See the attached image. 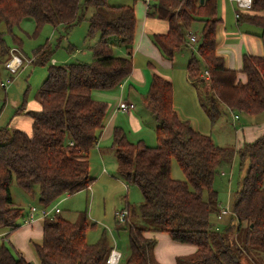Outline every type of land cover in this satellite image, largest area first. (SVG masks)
<instances>
[{
    "label": "trees",
    "instance_id": "trees-1",
    "mask_svg": "<svg viewBox=\"0 0 264 264\" xmlns=\"http://www.w3.org/2000/svg\"><path fill=\"white\" fill-rule=\"evenodd\" d=\"M150 3L146 16L167 25L164 34L152 36V43L169 61L187 48L190 26L202 23L198 59L191 55L186 74L191 82L204 84L201 106L211 123L218 119L220 106L250 116L264 113V56L242 57L243 84L237 71L225 67L217 54L221 19L217 18L216 0H204L202 5L199 0ZM89 9L93 13L87 20V35L99 36L91 48L92 61L48 67L36 95L40 109L26 113L31 134L15 127L0 129V264H28L3 244L4 238L20 229L17 222L26 213L13 204V180L45 208L65 195L87 191L94 183L89 154L102 133L108 106L95 100L93 93L113 91L131 75L136 28L134 7L108 6L107 0H0V25L20 51L21 42L13 30L23 20L34 22L37 35L44 25L69 29L85 21ZM237 21L259 29L264 46V0H253L251 10L241 13ZM4 36L0 33V66L10 50ZM119 47L124 48V56L114 55ZM52 54L47 43L39 46L32 65L44 66ZM204 71L209 74L208 81L200 78ZM142 104L159 123L154 131L155 146L128 141L121 128H114L110 146L117 176L142 196L136 210L125 203L126 223L118 228L128 237L129 257L124 264H155L156 241L147 238V232L166 233L175 243L196 247L192 256L178 259L177 264H243L244 260L264 264V134L237 153L217 147L209 136L178 117L172 85L157 75L152 76ZM235 154L239 164L246 162L247 167L233 194L230 222L216 229L211 217L221 212L213 188L215 175L219 166H231ZM172 161L185 181L171 178ZM136 216L149 227L130 222ZM94 227L85 212H79L73 222L60 215L44 219L41 243L34 245L39 264H107L112 250L107 239L102 236L93 245L86 242L88 230Z\"/></svg>",
    "mask_w": 264,
    "mask_h": 264
},
{
    "label": "rangeland",
    "instance_id": "rangeland-1",
    "mask_svg": "<svg viewBox=\"0 0 264 264\" xmlns=\"http://www.w3.org/2000/svg\"><path fill=\"white\" fill-rule=\"evenodd\" d=\"M216 1L217 18L222 20V23L217 26L218 40H220L224 32L229 33L231 31L236 32L237 37L240 38V35H244L245 33V27L243 24H240L241 26L239 28L236 24L234 6L229 0ZM107 4L112 7L121 5L132 6L134 7V10L141 15L138 19L145 18L146 4L143 0H107ZM150 4H153V0ZM92 13L93 10L89 9L85 14V21H82L69 29L65 27L54 28L50 25H44L37 35H34V23L29 18V20L21 22L19 26L13 30V35L21 42V53L26 58L34 60V51L45 43L51 46L53 54L49 62L44 66H33L32 64L27 65L14 75L8 73L3 67L4 64L0 66V82H5L9 77H12L13 79L12 83L6 90L0 88V129L15 127L24 131L26 134L32 133L31 120L26 113L40 109L36 99L37 91L46 79L48 67L53 65L54 61V65L57 66H66L79 62L90 63L92 61L91 48L99 37L98 34L93 37H88L87 35L89 29L87 20ZM250 28L256 30L255 28ZM201 29L202 23L196 21L190 26L189 33L198 38ZM0 33L5 34L4 39L10 49L17 48L12 37L7 34L3 24L0 25ZM181 52L182 53H177L173 57L172 69L167 67H162L161 69L178 75V73L184 69V66L187 61H189L192 54L198 59L196 44L193 46L192 50L185 47ZM114 55L124 56V48L119 47L114 49ZM143 61H145V59L142 61L138 60V62L136 61V68L140 69L139 67H141V65L144 68L146 62ZM200 84L202 85V83H199V85ZM202 87L204 88L203 85ZM177 93L182 111L190 117L189 119L192 124L199 126L200 133L209 136L214 141H216L217 136H222L223 128L220 124H225V120L221 119L222 117H219L220 121L217 122L216 125H211L210 117H208L206 112L203 113L196 100H192V105H187L190 101L187 96V91L183 86L178 87ZM190 93L196 95L194 89L191 90ZM204 93H200L202 99L205 98ZM21 107L23 108L20 110ZM147 114L152 122H156L154 116L149 112H147ZM242 115L244 116V114ZM227 125L231 127L232 134H234L235 130H238L237 126L234 128L231 126V122H228ZM145 128L146 130L149 129V127ZM131 142L135 143L137 142V139L134 138ZM145 145L148 147L155 146L154 135L150 140V144ZM246 167L247 164L241 166L237 159L234 168L219 166L217 169L213 188L218 193L221 213L219 217H211V224L216 229H222L230 222L231 212L224 209L226 207L227 209H231L232 195L238 190ZM90 175L95 179L92 185V191L89 189L87 191H80L71 196L65 195L53 203L49 208H58L61 212L60 216L64 220L71 222L76 220L79 212H85L89 224L95 225L94 228H90L87 232V244L93 245L97 243L102 236L105 237L110 247L112 249L115 248V250L121 254L122 258L120 263L124 264L129 257L128 237L126 231L118 230L120 225H118L115 219V214L124 211L126 202L131 208L136 210L142 202V196L136 187L132 185L127 186L126 183L117 176L115 161L114 163H111L110 160H106L105 165H101L99 162L95 164V161H91ZM171 178L177 181H185V177L175 161H172L171 163ZM10 193L14 206L23 209L24 213L26 211L28 212L29 208L42 207L39 206L37 198L32 199L26 191L18 187L14 180L10 185ZM203 198L206 199L205 194H203ZM24 217L25 216L17 222L21 228L27 226L23 225ZM130 222L143 229L149 227L139 216L134 218L131 217ZM22 229L12 233V236L10 235L11 237L8 236L3 239L4 246L11 250L13 254L16 252L19 254L18 246L14 241V237H19V233ZM163 234L167 235L166 233ZM27 246L30 254L27 258L28 264H39L32 246L28 243ZM155 264L157 263L155 262ZM243 264H247L245 260L243 261Z\"/></svg>",
    "mask_w": 264,
    "mask_h": 264
},
{
    "label": "crops",
    "instance_id": "crops-1",
    "mask_svg": "<svg viewBox=\"0 0 264 264\" xmlns=\"http://www.w3.org/2000/svg\"><path fill=\"white\" fill-rule=\"evenodd\" d=\"M146 7L144 19H138L141 17V15L137 13L136 10H134L136 16V28L133 41V70L131 72V75L123 82L122 89H119L118 87L110 92L93 93V97L95 100L102 101L107 104L108 110L106 112L102 133L99 137L97 145L93 150H91L89 154L90 164L91 161H95V164L99 162V164L105 165L106 160H110L111 163H114L115 156L113 154V151L110 149L112 132L114 128H121L124 131L127 140L130 142L134 140V138H136L137 141H142L144 144H150V140L153 138L154 131L159 126V123L157 122V120L156 122H152V120H150V117L147 114L148 111L142 104V98L148 92L153 75L161 77L163 80L169 82L172 85L173 108L178 117L183 121L189 122L193 129H195L196 131L201 132L199 126L192 124L191 120L189 119L190 117H188L186 113L182 111V107L178 99L177 90L178 87L183 86L187 91V96L190 101L187 103V105H192V100L194 99L198 102L200 109L204 113L205 111L201 106L202 98L200 97V93H204L206 88L204 84H202L204 88L201 84L199 85V83L202 82H191L188 79L186 74V65L188 61L184 66V69H182L181 72L178 73V75L170 71L167 72L161 69L162 67L172 69L173 59L169 61L161 55L157 47L152 43V36L154 34H164L167 30V25L163 21H159L154 18H148L146 16ZM27 20L29 19H25L22 22ZM220 23H222V20ZM236 24L240 28L241 25L237 20ZM243 26L245 27V33L244 35H240V38H238L237 33L233 31L229 33L224 32L220 40H218L219 37L218 34H216L217 54L224 59L225 67L227 69L235 70L238 72L237 79L242 84L246 81L245 76L240 73L242 66V57L244 55L257 57L264 56V46L259 38L261 31L248 24H243ZM250 27L255 28L256 30H253ZM179 53L182 52L180 51ZM143 59H145V61L143 62H146L145 65L143 64L144 68L142 67V65L141 67H139L140 69L136 68L135 62H138V60L142 61ZM54 63L55 61L53 62V64ZM193 89L196 95H192L190 93ZM119 99L133 104L134 109L125 114L114 113V108ZM219 111V117H222L221 119L225 120V124H220L223 128L222 136H217L216 141L212 139L213 143L217 147L231 149L235 153H237V151L241 149L244 144L252 143L259 136L264 134V113L253 116L244 114L243 116L242 114L229 111L228 108L224 106H220ZM219 117L218 119H216V121L211 123V125H216V123L220 121ZM228 122L232 123L231 126L233 128L235 126L238 127V130H235L234 134H232L231 132V127L227 125ZM145 127H149V129L146 130ZM237 159V155L235 154L231 166H223H225L226 168H234V164L236 163ZM244 164L246 165L247 163L245 162ZM92 185L90 186L91 191ZM219 208H221L220 205ZM224 210L231 211V209H227V207ZM42 225L43 220L35 219L32 224L22 227L23 229L20 227V229H22V231L19 233L20 236L14 237V241L18 246L19 255L26 263H28L27 258L30 255L27 243L32 246L33 250L34 245H39L41 243ZM145 236L156 241L153 255L154 260L157 264H177L178 259L190 257L196 252L195 246L175 243L171 241L169 236L163 233L147 232L145 233ZM121 258L122 256L120 254V262ZM120 262L119 264H121Z\"/></svg>",
    "mask_w": 264,
    "mask_h": 264
},
{
    "label": "built area",
    "instance_id": "built-area-1",
    "mask_svg": "<svg viewBox=\"0 0 264 264\" xmlns=\"http://www.w3.org/2000/svg\"><path fill=\"white\" fill-rule=\"evenodd\" d=\"M230 3L234 6V13H235V19L238 20L241 13L248 12L251 10L253 6V0H229ZM146 5L150 3V0H143ZM187 47L192 50L193 46L196 44V49L199 44V37L197 38L195 35L187 33ZM33 60H30L26 58L19 49L17 48H11L9 50V57L5 61L3 67L8 71L10 75L17 74L23 67L27 65H31ZM200 78L202 80L208 81L209 80V74L207 71H204ZM12 77H9L6 79L5 82H0V88L3 90H6L8 86L12 83ZM123 84V83H122ZM122 84H120L118 87L119 89H122ZM134 109V105L127 103L125 101H122L119 99L116 103V106L114 108V113H129ZM90 188H88L89 190ZM60 215V210L58 208H45V207H39L35 208L32 207L28 210V212L25 213L24 222L23 225H30L32 224L35 219H49L53 218L54 216ZM126 211H121L115 214V219L120 226H124L126 223ZM120 262V253L117 252L114 248L110 251L107 261V264H119Z\"/></svg>",
    "mask_w": 264,
    "mask_h": 264
},
{
    "label": "water",
    "instance_id": "water-1",
    "mask_svg": "<svg viewBox=\"0 0 264 264\" xmlns=\"http://www.w3.org/2000/svg\"><path fill=\"white\" fill-rule=\"evenodd\" d=\"M200 5L204 3V0H199Z\"/></svg>",
    "mask_w": 264,
    "mask_h": 264
}]
</instances>
